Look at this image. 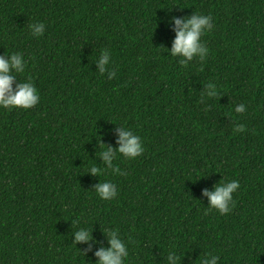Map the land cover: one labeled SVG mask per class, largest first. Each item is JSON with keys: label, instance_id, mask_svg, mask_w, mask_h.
Instances as JSON below:
<instances>
[{"label": "trees", "instance_id": "16d2710c", "mask_svg": "<svg viewBox=\"0 0 264 264\" xmlns=\"http://www.w3.org/2000/svg\"><path fill=\"white\" fill-rule=\"evenodd\" d=\"M195 12L212 17L209 53L181 66L167 21ZM103 49L111 80L94 64ZM12 53L40 101L0 109V264H95L101 245L84 256L73 220L105 247L101 229H118L125 264H165L173 248L182 264L205 253L264 264V0H0V55ZM117 126L140 136L143 155L118 156L123 174H87L102 165L98 142L117 147ZM105 179L118 189L110 201L92 192ZM222 179L240 184L234 206L205 214L202 190Z\"/></svg>", "mask_w": 264, "mask_h": 264}, {"label": "clouds", "instance_id": "9594fccd", "mask_svg": "<svg viewBox=\"0 0 264 264\" xmlns=\"http://www.w3.org/2000/svg\"><path fill=\"white\" fill-rule=\"evenodd\" d=\"M169 27L174 32V39L172 40L171 48L167 49L169 56L179 58L178 63L181 66H187L189 62L194 59L203 61L209 53L206 43L202 37L212 31L213 23L210 15H204L195 12L186 18H178L173 16L167 21ZM31 35L34 37H41L45 32V24L43 22H33L28 25ZM98 72L104 75L107 72L108 79L116 76L115 70L111 69V52L107 49L100 51L98 58L94 61ZM26 62L20 53H12L10 55H0V109L14 110L22 109L29 110L35 107L39 101L40 96L35 85L31 79L25 82L17 80V74L25 71ZM204 94L207 97H215L217 92L214 85L208 84L204 89ZM234 111L237 114H242L246 111V106L241 103L235 106ZM240 131L238 127L235 129ZM116 134V148L106 146L102 142L99 143L101 150L97 157L102 162L101 166H94L88 169L89 175L99 177L104 174L106 170H111L113 173H121L118 167H114V161L118 156L128 160H134L144 153V144L139 135L132 130L117 126L115 128ZM240 184L237 180L224 181L223 179L212 190L207 188L202 190V196L208 200V206L205 207V214L215 210L220 215L228 214L234 206L233 195L239 189ZM93 191L96 196L104 201H110L117 197L118 189L115 183L105 179L93 185ZM78 221L71 222L72 236L74 237L73 244H85L87 248L81 253L86 256L87 252L92 251L94 244L98 246L93 255L95 257V264H125L128 256V246L121 238L119 230L114 228L101 229L107 241V247L102 246L100 241H96L93 237V231L88 227H76ZM184 258V256H183ZM181 255L173 248L170 249L164 257L165 264H182ZM220 257L211 253H205L204 258L200 264H218Z\"/></svg>", "mask_w": 264, "mask_h": 264}]
</instances>
